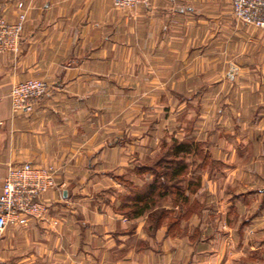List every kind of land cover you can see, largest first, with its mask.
Here are the masks:
<instances>
[{
    "label": "crops",
    "instance_id": "crops-1",
    "mask_svg": "<svg viewBox=\"0 0 264 264\" xmlns=\"http://www.w3.org/2000/svg\"><path fill=\"white\" fill-rule=\"evenodd\" d=\"M21 15L20 52L0 54V193L11 163L66 170L44 195L52 206L44 220L30 218L0 232V264H199L203 258L217 264L215 255L230 256L228 237L241 261L227 257L219 264H264V228L249 244H243L245 223L229 232L215 225L206 238L184 242V235L172 237L166 229L150 235L141 220L114 210L118 176L130 173L132 159L143 157L138 147L154 140L151 133L130 132V125L148 121L140 113L150 110L145 97L191 95L203 110L198 96L205 94L212 135L215 128L216 135L231 138V132L238 149L220 151L221 173L244 176L235 185L241 193L223 201L232 207L239 198L261 197L259 213L245 220L258 221L264 209V30L238 22L232 0H150L131 9L113 0H0V18L13 23ZM31 78L45 80L48 92L32 112L14 114L11 87ZM239 157L245 167L236 163ZM195 220L189 233L199 226L203 234Z\"/></svg>",
    "mask_w": 264,
    "mask_h": 264
},
{
    "label": "rangeland",
    "instance_id": "rangeland-1",
    "mask_svg": "<svg viewBox=\"0 0 264 264\" xmlns=\"http://www.w3.org/2000/svg\"><path fill=\"white\" fill-rule=\"evenodd\" d=\"M190 98L191 95L179 97L158 94L151 95L149 99L145 97V101L148 100L150 103V110H145L144 112L140 111V113H144V119L146 118L148 121H146L147 123L144 125V127H136L134 129V127L132 128V125H130V132L132 131L131 129H133V132H137L138 135L151 133L154 135V140L141 145V147L137 145L139 146L138 148L141 150L143 157L139 159L137 158V160L132 159L130 168L132 169L135 166L149 164L153 166L154 169L156 167L155 171L159 175V173H161L163 170L157 167V160L159 158L169 159L172 157L171 153L164 154V152H167L166 150L170 149L168 148V145H171L174 140L192 143L193 150L189 154L183 155V157L178 159L179 161H185L188 163V168L186 171H184L182 175V181L180 183L182 185L181 187L185 188L184 192L186 191L189 199L184 201V198L181 196L177 201H175L174 197L158 200V205L161 204L162 206L166 207L167 210L166 216L163 217V225L159 230H164L168 222L179 219L180 223L178 224L177 229L175 228L177 231L172 233V237L184 235V242H186L185 240L188 237V241L191 240V242L196 243L197 241H200V239L206 238L207 235L209 236V234H211L212 226L214 227L215 225H218L220 230L223 232H229L231 229L233 230L234 228H240V226L245 223V233L247 236L243 240V244L254 242L255 239H253V233L255 230L257 231L261 228H264V209L263 212L259 214L260 216L258 221L246 222L245 220H251L253 215L259 213L258 211L260 210L261 197L257 200L254 196H250L247 199V201L249 200L248 203L247 201H244V198H239L240 200L238 202L236 201V206L232 207L228 206V203L226 204L223 201V198L227 194H230V197H233L235 193H241V191H239L235 185L239 180L244 178V176L240 177L238 171H233L234 173L232 172L230 176H224L221 173L223 169V162L221 159L217 158H221L219 155L220 151L223 153L226 151L228 152V148L226 147L234 148L232 149V152L238 151V149L234 147V144H232L234 143V136L231 132L229 133V136L232 139L222 133L216 135L217 129L215 126V135H212L213 128L209 127L211 116L206 110L205 105L207 101L205 94H200L198 96L199 102L202 103L203 107H205L203 110H197L196 107L198 106V103L197 105L195 104L197 101H192ZM140 101L141 100H136L135 102H137L136 104H139ZM179 101H181L180 104L178 103ZM148 102H144V104H148ZM140 104L143 103L141 102ZM138 112L139 110H136L134 113ZM134 113L131 112L129 114L128 118H130V122L132 121V115H134ZM138 117L136 116L137 120L140 119V116ZM130 136L134 137L137 135L130 134ZM224 137L226 138L224 139ZM156 138L158 140H156ZM229 141L231 142L230 145L225 146L226 144H224V142L228 143ZM262 151L264 152V143L262 144ZM235 160L236 163L241 166V168L246 166L239 163L242 160L241 157H239V159L236 158ZM262 162H264V159ZM247 165L249 166V164ZM160 176L163 175L160 174ZM141 177L144 178V180H147V182L155 178V176L149 174H145L144 176H134L132 173H130V180H134L135 178L140 180ZM165 181L171 184V181ZM190 181L194 182L195 184L188 186ZM131 184L132 183L128 180V178L127 180H124L122 178L120 179L118 176L117 185L120 186L119 188L121 190H117V192H115L117 199L115 200L116 203L114 210L117 213H121L118 207L120 205V201L123 199L122 197L124 195L127 196L129 193L133 194V187ZM217 199L219 200L218 203H216ZM156 209H158L157 206L154 208V210ZM157 214L158 212H155L151 216L147 214L143 218H139L137 220H141V222H143L141 224L143 225L144 229H146L147 227L152 226ZM225 217L227 219L226 222L224 220ZM228 217L230 218L231 222H229ZM192 220H195L197 223L199 220L200 224L202 223V225H204L203 234L202 231L200 232L199 226L193 227L189 233L188 228ZM133 222L134 223H131L130 226L132 229L135 228L138 221ZM207 226L209 228V233L207 229L205 230ZM146 232L150 235H154L157 231L151 229L149 232L146 230ZM226 239L228 240L225 246L228 247H225L224 250L226 251V249H228V252L230 253L228 255L230 256H227V254L224 256V253L222 254L220 252L219 254L221 255L214 256L215 263H222L226 261L225 259L227 257L232 258L233 262L239 263L241 261V259H239V250L235 247V243L231 242L229 237L225 238L224 241ZM218 247H220V244L216 246V248ZM206 261L207 260H204L203 258L202 260H199V264H203Z\"/></svg>",
    "mask_w": 264,
    "mask_h": 264
},
{
    "label": "built area",
    "instance_id": "built-area-1",
    "mask_svg": "<svg viewBox=\"0 0 264 264\" xmlns=\"http://www.w3.org/2000/svg\"><path fill=\"white\" fill-rule=\"evenodd\" d=\"M149 2L113 0L114 6L119 9H131ZM232 11L238 22L264 30V0H232ZM24 21V15L13 23L0 18V54L20 52ZM48 89V83L40 78L13 84L10 91L12 112H32ZM65 170L64 165L56 164H9L0 193V232L9 225H24L30 218L44 220L50 208L44 195L58 186V179Z\"/></svg>",
    "mask_w": 264,
    "mask_h": 264
},
{
    "label": "trees",
    "instance_id": "trees-1",
    "mask_svg": "<svg viewBox=\"0 0 264 264\" xmlns=\"http://www.w3.org/2000/svg\"><path fill=\"white\" fill-rule=\"evenodd\" d=\"M169 150L164 152V154L172 155L171 160L166 158H159L157 160V167L162 169L161 173L155 171L153 166L151 165H142L135 166L131 169V172L134 176H144L145 174L155 176L154 179L147 182L144 178H140L137 180H130V173L126 175L119 176V178L128 180L132 183V192L124 195L122 200L120 201L119 211L120 214L130 217L131 219H139L147 214L149 216L153 215L155 212L158 214L155 216L154 223L152 226L146 228L149 232L151 229L155 231L159 230L163 225V217L166 216V207L159 204V199L174 197L175 201L178 200L179 197H183L184 201L188 200V195L185 188L181 187L182 175L184 171L188 168V163L185 161H179L183 155L189 154L193 150V144L189 142H179L174 140L171 145H168ZM162 174L163 176H160ZM167 181H171V184L167 183ZM134 183V185H133ZM179 183V185H178ZM195 184L194 182H189L188 186ZM137 187V188H135ZM189 188V187H188ZM157 206L158 209L154 210ZM180 223L179 219L172 220L168 222L165 227L166 233L172 236V233H175L177 230L178 224ZM151 225V224H150ZM179 230V229H178Z\"/></svg>",
    "mask_w": 264,
    "mask_h": 264
}]
</instances>
